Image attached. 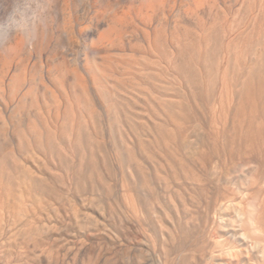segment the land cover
Listing matches in <instances>:
<instances>
[{
  "label": "rangeland",
  "instance_id": "obj_1",
  "mask_svg": "<svg viewBox=\"0 0 264 264\" xmlns=\"http://www.w3.org/2000/svg\"><path fill=\"white\" fill-rule=\"evenodd\" d=\"M251 82L264 0H0V264H264L205 161Z\"/></svg>",
  "mask_w": 264,
  "mask_h": 264
},
{
  "label": "bare ground",
  "instance_id": "obj_2",
  "mask_svg": "<svg viewBox=\"0 0 264 264\" xmlns=\"http://www.w3.org/2000/svg\"><path fill=\"white\" fill-rule=\"evenodd\" d=\"M254 91L255 84L251 82L246 84L245 92L243 91L244 93L241 95L243 98L236 114L241 123L240 132L238 133V129L233 132L221 129V132L218 133L221 141L212 138L213 150L216 154L221 155V158L215 162L205 156V161L209 160L212 169H218L223 168L222 160L226 158L230 162V170L235 173L241 169L251 168L255 177L252 188L249 190L251 209L246 213L247 216L243 220L242 226L246 230V235L255 240L264 252V158L261 151L264 149V124L261 123L264 112L261 113L256 107H253L248 114L245 108L246 104L252 102L255 105L254 98L251 97ZM213 184L216 186L215 190L208 192V189H205V193L208 195L207 204L210 205V208L216 209L217 206L235 200L234 193L218 187L215 182Z\"/></svg>",
  "mask_w": 264,
  "mask_h": 264
}]
</instances>
